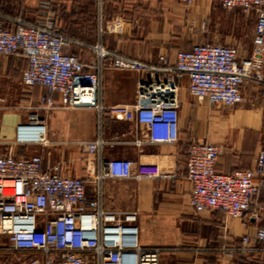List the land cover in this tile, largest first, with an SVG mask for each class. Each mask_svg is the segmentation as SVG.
<instances>
[{
	"label": "crops",
	"instance_id": "obj_1",
	"mask_svg": "<svg viewBox=\"0 0 264 264\" xmlns=\"http://www.w3.org/2000/svg\"><path fill=\"white\" fill-rule=\"evenodd\" d=\"M56 25L68 36L66 53L84 63L96 61L101 70L99 100L105 106L101 126L97 112L90 108H61L38 112L37 124L45 126L46 146L17 143V128L28 122L29 100L45 92L40 86L21 88L19 75L27 60L19 55H0V86L9 87L1 96L18 98L19 106L0 114V140L9 141L16 155L41 150L51 163H59L65 175L84 178L92 192L91 178L98 158H87L77 143L98 136L112 142L102 149L101 159L157 161L164 176L139 179H106L103 197L107 209L137 214V242L144 248H161L159 264H264V241L256 237L264 228V172L254 180L259 192L250 210L242 217H226L218 210L196 212L189 203L191 183L183 176L187 150L193 142L221 146L215 169L231 174L255 166L264 149V80L242 88L243 100L233 106L214 105L188 92V79L177 90L179 139L174 143L140 145L135 140L145 132L144 124L127 119L125 109L139 98V83L151 79L150 70L111 68L109 57L98 60L94 45L158 65L164 55L173 66L177 51L198 43H221L236 48L240 59L250 56L256 23L254 13L239 9L225 11L217 0H49ZM40 0H3L0 11L10 17L33 20L38 17ZM112 23L113 31L104 24ZM264 78V65L262 67ZM154 73V78L163 75ZM20 83V84H19ZM1 88V87H0ZM17 90V91H15ZM54 99L58 100L55 94ZM15 101V100H12ZM6 149V150H7ZM255 212L257 217L252 216ZM249 236L251 247L243 248L241 238ZM90 264H97L89 253Z\"/></svg>",
	"mask_w": 264,
	"mask_h": 264
},
{
	"label": "built area",
	"instance_id": "obj_2",
	"mask_svg": "<svg viewBox=\"0 0 264 264\" xmlns=\"http://www.w3.org/2000/svg\"><path fill=\"white\" fill-rule=\"evenodd\" d=\"M189 4L191 0H177ZM225 10L254 13L256 23L250 56L240 59L232 45L198 43L176 53L173 66L164 55L158 65L143 64L131 57L94 45L98 60L109 57L111 68L149 69L151 79L139 83V98L125 109L127 119L144 124L137 144L174 143L179 139L177 90L187 77L188 92L214 105L233 106L243 100L242 88L250 82H263L264 0H217ZM113 31L112 23L104 24ZM69 38L50 11V1L40 0L38 17L26 20L0 11V55H19L27 60L20 83L24 88L42 87L45 92L27 102L28 122L17 130V143L46 146L45 126L37 124L38 112L61 108H90L101 116L105 106L99 100L101 70L96 61L84 63L66 53ZM163 75L154 78V73ZM55 94L58 100L54 99ZM98 136L77 146L87 158L97 157V171L88 194L84 178L65 175L59 163H51L41 150L24 156L10 149L0 153V264H159L161 248H144L137 242V214L107 209L103 197L106 179L164 176L158 162L111 158L101 159L102 149L111 144ZM220 145L193 142L187 150L183 176L191 183L189 203L196 212L221 211L239 218L250 210L259 192L255 177L264 172V149L254 168L224 174L215 169ZM253 217H257L252 212ZM256 237L264 241V228ZM251 239L241 238L243 248ZM12 257L18 260L12 263Z\"/></svg>",
	"mask_w": 264,
	"mask_h": 264
},
{
	"label": "rangeland",
	"instance_id": "obj_3",
	"mask_svg": "<svg viewBox=\"0 0 264 264\" xmlns=\"http://www.w3.org/2000/svg\"><path fill=\"white\" fill-rule=\"evenodd\" d=\"M0 1H3V0H0ZM222 7V6H221ZM225 10V9H224ZM225 11H227V12H229V10H225ZM19 81H20V75H19ZM20 84V83H19ZM1 88H0V91L2 92V93H4V91L6 90L7 92H9V87H5V86H0ZM21 88H23V86L20 84V89ZM15 91H17V90H15ZM10 94V96H1L0 97V114L5 110V109H7V107H10V106H14V107H18L19 106V104L17 103L18 101V98H14V97H12V95H15V93H12V92H10L9 93ZM12 100H15V101H12ZM10 145H12L9 141L7 142L6 140H0V153H3V152H6L8 149L7 148H9L10 147ZM7 149V150H6ZM33 153H35V151H34V149L33 150H31V153L30 154H33ZM11 261H12V263H17L18 262V260L16 259V258H14V257H12V259H11Z\"/></svg>",
	"mask_w": 264,
	"mask_h": 264
},
{
	"label": "water",
	"instance_id": "obj_4",
	"mask_svg": "<svg viewBox=\"0 0 264 264\" xmlns=\"http://www.w3.org/2000/svg\"><path fill=\"white\" fill-rule=\"evenodd\" d=\"M20 126H22V125H20ZM20 126H18L17 130L20 129Z\"/></svg>",
	"mask_w": 264,
	"mask_h": 264
}]
</instances>
